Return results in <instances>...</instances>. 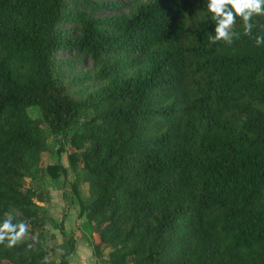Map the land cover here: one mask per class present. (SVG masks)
<instances>
[{
    "label": "trees",
    "instance_id": "obj_1",
    "mask_svg": "<svg viewBox=\"0 0 264 264\" xmlns=\"http://www.w3.org/2000/svg\"><path fill=\"white\" fill-rule=\"evenodd\" d=\"M95 4L127 12L97 19L64 13V0H0V222L11 213L29 225L22 244L0 245V264H68L74 249L61 222L53 256L40 207L39 179L66 172L40 166L44 125L74 191L87 185L78 235L97 264H264V45L254 39L264 17L252 37L237 19L239 39L210 44L205 0ZM59 51L97 66L83 99L67 92Z\"/></svg>",
    "mask_w": 264,
    "mask_h": 264
},
{
    "label": "rangeland",
    "instance_id": "obj_2",
    "mask_svg": "<svg viewBox=\"0 0 264 264\" xmlns=\"http://www.w3.org/2000/svg\"><path fill=\"white\" fill-rule=\"evenodd\" d=\"M64 0L63 12L66 14H74L77 11L85 13L89 17L102 18L119 13H126L127 9L120 7L112 9L110 6L97 7L95 2H114V3H129L131 0H88L83 3V0ZM75 3V5H74ZM73 24L69 23L66 27L71 28ZM56 58L60 61L61 76L65 80L67 92L75 99H83L88 92L95 89L97 84L94 80V74L97 71V66H93L88 59L82 58L79 54L73 51H59ZM112 58V57H111ZM110 58V61H111ZM62 61V62H61ZM103 63L107 64V59H103ZM28 114L33 118H41V112L38 107L31 106L28 108ZM46 135V148L41 153L40 166L45 173V168L49 164H60L66 170L65 174L56 178L44 174L39 179L41 191L43 193V202L41 208L49 214L52 221H46L45 227L48 228L51 244L55 248L54 257L59 255V244L62 241L59 224L63 222L65 233L70 232L78 234H86L88 228L87 220L84 215H80L78 198L86 199L88 195L87 185L85 183L78 184L76 192L72 186V172L69 168L67 154L59 153L57 148L58 143L55 140L47 126H43ZM38 181V180H36ZM31 184H34L32 181ZM52 234V235H50ZM109 247L104 248V259L107 258Z\"/></svg>",
    "mask_w": 264,
    "mask_h": 264
},
{
    "label": "clouds",
    "instance_id": "obj_3",
    "mask_svg": "<svg viewBox=\"0 0 264 264\" xmlns=\"http://www.w3.org/2000/svg\"><path fill=\"white\" fill-rule=\"evenodd\" d=\"M205 3L209 18L215 24L214 35L208 37L210 44L224 42L231 45L234 37L239 39V33L234 32L237 19L242 22L243 35L252 37L253 19L264 17V0H205ZM254 39L257 47L264 45V33L256 35ZM13 220V214L5 213V218L0 222V245L6 249L22 244L29 230L27 222L21 220L13 223Z\"/></svg>",
    "mask_w": 264,
    "mask_h": 264
},
{
    "label": "crops",
    "instance_id": "obj_4",
    "mask_svg": "<svg viewBox=\"0 0 264 264\" xmlns=\"http://www.w3.org/2000/svg\"><path fill=\"white\" fill-rule=\"evenodd\" d=\"M68 264H97L92 248L85 236L76 235L74 249L66 257Z\"/></svg>",
    "mask_w": 264,
    "mask_h": 264
}]
</instances>
